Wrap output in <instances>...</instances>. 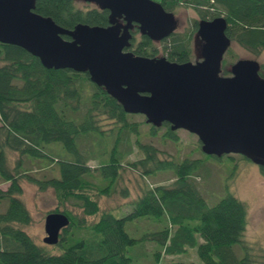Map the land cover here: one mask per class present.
<instances>
[{
	"label": "trees",
	"instance_id": "trees-1",
	"mask_svg": "<svg viewBox=\"0 0 264 264\" xmlns=\"http://www.w3.org/2000/svg\"><path fill=\"white\" fill-rule=\"evenodd\" d=\"M158 2L165 10L184 3L198 11L202 19L223 16L227 22L225 34L232 42L256 55L264 49V0ZM35 12L52 18L66 29H73L79 23L108 25L107 10L81 1L36 0ZM192 22L189 32L176 31L158 43L143 35L137 38L139 31L135 26L127 50L144 57L165 56L178 63L190 61L197 30V20ZM230 64L223 61L224 75L229 73ZM261 67L263 76L264 66ZM134 115L126 113L102 87L93 84L87 73L46 69L24 49L0 43V179L8 183L6 189L0 188V203L5 204L0 211V264H130L128 248L137 241H154L161 246L162 250L155 253V264H195L160 263L162 254H181L188 247H195L203 264H264V260L257 261L253 248L242 238L247 225L245 203L228 191L210 205L198 189L194 179L200 177L203 161L160 159L151 144L139 141L136 143L143 156L128 164L145 176L171 171L175 179L169 185L143 189L132 202L131 211L122 217L104 212L94 223L87 222V217L99 212V205L90 193L94 184L89 180L92 171L87 164L89 153L80 150L79 139L95 135L100 141L116 132L108 161L97 168L106 184L96 190L100 195H108L120 174L124 156L118 144L127 140L129 133H138V123L129 121ZM104 118L113 122L108 131L99 123ZM161 127H165V138L178 139L168 123ZM159 129L150 124L151 135ZM54 144H59L72 157L56 160L57 175L37 178L26 173L21 157L51 161L53 153L46 149ZM5 149L19 154L13 168L9 166ZM21 177L41 190L51 188L60 203L73 201L81 210L80 217L67 210H53L64 213L70 220L55 244L58 253L37 244L19 226L30 222L29 212L20 198ZM140 217L164 220L167 225L135 239L126 232L125 222ZM235 245L244 249L242 256L236 254Z\"/></svg>",
	"mask_w": 264,
	"mask_h": 264
},
{
	"label": "water",
	"instance_id": "water-1",
	"mask_svg": "<svg viewBox=\"0 0 264 264\" xmlns=\"http://www.w3.org/2000/svg\"><path fill=\"white\" fill-rule=\"evenodd\" d=\"M107 10V26L77 24L66 29L35 12L36 0H0V43L18 46L46 69L87 73L128 114L159 128L197 136L210 156L241 155L264 168V74L252 58H239L222 73L231 46L223 16L199 19L195 61L144 57L127 50L131 31L158 43L178 29L175 14L156 0H73ZM68 36L70 39H65ZM70 223L62 212L44 218L43 242L55 245Z\"/></svg>",
	"mask_w": 264,
	"mask_h": 264
},
{
	"label": "rangeland",
	"instance_id": "rangeland-1",
	"mask_svg": "<svg viewBox=\"0 0 264 264\" xmlns=\"http://www.w3.org/2000/svg\"><path fill=\"white\" fill-rule=\"evenodd\" d=\"M172 11L178 20L177 31L180 33L189 32L193 27L192 21L200 19L198 11L189 5L176 7ZM139 35H137V38ZM192 49V61H195L199 44L195 46L193 43ZM239 58L256 59L264 66V49L256 55L239 44L232 42L224 54L223 61L233 63ZM262 73H264L263 70ZM227 75L230 74L228 73ZM129 121L138 123V133H129L127 140L118 144V149L121 152L124 151V156L121 159L120 174L111 186L108 195H100L96 190L106 184V181L100 177L97 168L101 163L108 161L116 132L109 133L108 136L101 138L100 141L95 135L83 136L79 139L78 146L80 150L89 153L87 164L92 168L89 180L94 184V189L90 193L99 205V212L96 215L87 217V222L90 224L94 223L104 212H110L115 217H122L131 211L132 202L141 194L143 189L156 185H169L175 179L171 171H159L156 174L145 176L141 174V170L128 164L143 156L136 143L139 141L140 143L151 144L157 150L156 156L160 159L175 162L184 159L203 161L204 165L201 167L200 177H195L194 179L198 189L210 205L228 191L245 203L247 225L242 238L247 246L253 248L252 253L256 256L257 261L264 260V172L262 168L238 154L206 157L208 155L205 156L201 151L197 136L186 130H175L178 139L172 141L163 136L165 127H160L157 134L151 135L150 124L145 122L143 115L135 114L129 118ZM99 123L102 125V129L106 131L113 125L111 120L105 118ZM48 148L49 150L46 149V151L53 153L51 154L53 156L51 161L44 159L30 160L26 157H21L26 173L37 178H48L52 175H57L55 164L57 159H60V157H64V159L72 158L59 144L50 145ZM5 153L9 166L13 168L19 158V154L9 149H5ZM20 182L22 186L20 198L29 212L30 222L19 226L37 244L42 245L51 253H58L60 250L57 245H49L43 242L45 216L53 212V210L59 209V211H70L80 217L81 210L73 201L60 203L51 188L41 190L35 183L30 182L25 177H21ZM7 186L8 183L0 179V188L6 189ZM4 208V202H1L0 211H3ZM165 225L167 223L164 220L158 221L154 218L140 217L126 221L125 230L131 237L140 239L144 233L158 231ZM237 246H234L235 252L238 256H242L245 251L242 246ZM161 250V246L154 241H137L135 245L128 248V256L131 257L130 264H155V253ZM178 262L203 264L197 255L195 247H188L181 254H162L160 257V263Z\"/></svg>",
	"mask_w": 264,
	"mask_h": 264
},
{
	"label": "flooded vegetation",
	"instance_id": "flooded-vegetation-1",
	"mask_svg": "<svg viewBox=\"0 0 264 264\" xmlns=\"http://www.w3.org/2000/svg\"><path fill=\"white\" fill-rule=\"evenodd\" d=\"M184 5H185L184 3H180L179 6H175V7H178V8H179V7H182V6H184ZM167 11H171V12H173L172 10H167ZM173 13H174V12H173ZM200 19H202V18H200ZM207 20H208V19H207ZM197 23H198V20H197Z\"/></svg>",
	"mask_w": 264,
	"mask_h": 264
}]
</instances>
